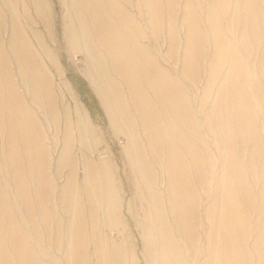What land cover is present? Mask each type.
<instances>
[{"label":"rangeland","instance_id":"374dc122","mask_svg":"<svg viewBox=\"0 0 264 264\" xmlns=\"http://www.w3.org/2000/svg\"><path fill=\"white\" fill-rule=\"evenodd\" d=\"M212 1L210 5L207 0H176L173 23L169 24V11L163 0L162 21L153 27L146 0H124V3L119 0L135 16L134 20L139 27L138 49L133 47L134 54L137 53L138 57L135 58L139 64L149 61L143 55H138L140 46L152 62L155 61L159 68L173 76L172 81L188 100L197 126V138L201 137L207 145L213 144L214 140L211 145L215 147L216 137L210 131L208 122L211 121V125L214 122L211 117L212 103L226 73L231 71L230 56L235 53L241 57L248 74L247 79L240 81L244 83L255 126L261 135L258 138L262 140L263 154L259 156L260 166L257 171V175L261 177L264 176V69L261 70L259 65L264 52V32L260 26L264 24V16L261 18L262 23L256 16L259 40L248 47L244 40L240 42L243 38L241 35L246 31V13L241 1L229 0L226 10L217 3L221 0ZM262 1L263 4L260 3L264 5V0ZM78 2L80 0H0V12L4 17V21L0 23L2 47L10 59L9 68L12 70L13 81L25 104L36 116L47 151L48 166L45 170L47 169L50 182L47 192L40 188L37 177L29 175L26 169L24 174L32 198L36 196L47 204L49 219L48 222L44 220L39 207L34 204V216L40 232L37 235L32 231V223L23 207L20 214L25 222L23 230L28 231L30 241L37 242L41 259L46 264H104L103 261L111 259L114 253L122 255L123 264H162L163 255L159 250V242L162 239L166 244L168 238L163 233L161 235L157 228L161 214L172 237L182 248L183 259L188 264H203L208 256L205 231L200 228L201 242H194L195 248L188 252L177 238L164 156V151L168 148L164 141H157L156 137L149 136L146 124L134 109L121 78L113 71L111 59L102 53V48L93 36L88 12L79 8ZM101 2L106 6L107 0ZM186 5L195 12L201 30L203 29L200 48L204 56L198 60V66L191 75L184 72L187 67H184L186 27L182 24V17ZM40 7L44 9L39 10L42 9ZM210 8L213 11L208 15ZM238 8L241 9L237 11ZM208 16L218 19L223 17L219 25L223 28L221 38L225 39L222 40L226 45L234 48L232 52L226 49L222 52L223 48L219 43L222 40L213 31L212 22L207 21ZM13 22L15 25L19 24L17 27L30 44L31 55H35L38 61L39 72L34 76L31 67L19 63L20 58L15 56L18 55L16 49H19V44L11 37ZM86 31L91 33L87 32L86 35ZM12 43L16 45L13 46ZM92 46L96 51H102V54L93 55L90 49ZM39 78L46 81V89L38 91L36 95L34 88ZM109 78L115 79L122 91L121 107L115 100L107 101L105 105L102 103L103 92L109 95L110 89L105 91L103 88V83H109ZM147 91V95L151 94L148 96L152 98L153 92ZM106 107L115 112V123H112ZM79 109L83 111L81 117L77 111ZM5 129L2 130L6 132ZM182 130L185 131L183 128ZM5 132L0 130V183L7 182L12 186V174L7 169L5 159L8 138ZM157 143L162 147L158 153L154 148ZM210 153L214 155V149ZM194 176L195 174L192 175V180L199 193V214L204 226L211 198L207 192L208 185H201ZM260 181L264 185V178ZM10 188L9 193L12 192L10 195L13 196V188ZM239 195L244 199L245 194ZM16 200L18 201L17 198ZM263 200L264 198L260 199V206ZM158 208L160 210L157 211ZM159 211L162 213L159 214ZM78 218L83 224L84 243L75 241L77 254H73L72 242L78 240L74 224ZM169 246L170 244L166 245V249L164 247L163 254L169 250ZM245 253L252 264H257L258 254L254 248H248ZM166 259L167 256H164V260Z\"/></svg>","mask_w":264,"mask_h":264},{"label":"bare ground","instance_id":"6f19581e","mask_svg":"<svg viewBox=\"0 0 264 264\" xmlns=\"http://www.w3.org/2000/svg\"><path fill=\"white\" fill-rule=\"evenodd\" d=\"M207 1L210 5L213 3L212 0ZM240 1L246 13V31L241 35L243 38L240 39V42L244 40L249 47L251 43L259 40L260 34L256 29V22L258 18L261 22V18L264 16V8L262 7L264 5H261L262 0ZM165 2L169 11V24H172L177 2L176 0H165ZM228 2L230 3L229 0L217 1L225 10ZM78 3L79 8L88 12L93 36L102 48L103 52H101L111 59L109 60L113 66V71L121 78L134 109L146 124L145 129L148 130L149 136L151 138L156 137L157 141L159 139L164 141L168 148L167 151H164V156L169 174L167 175L169 176L168 187L171 193V212L177 226L178 240L185 246L187 252L194 249V242H201L199 236L201 228L206 233L208 246V256L203 264H252V260L245 253L248 248H254L255 253L258 254L257 264H264V200L260 206V199L264 198V185H262L260 179H263L264 176L259 177L257 175L260 166L259 156L263 154V146L262 140L258 138L261 135L255 126L252 107L244 90V83L240 81L241 79H247L248 74L241 57L235 53L230 56L231 71L227 72L226 76L224 75V79L221 78L223 82L216 93L215 101L213 100L212 103L211 117L212 122H214L211 125V121L208 120V123L210 131L216 137H214L216 141L215 147H213L214 140L212 141L213 144L208 142L209 145H207L201 137L197 138V126L193 120L188 100L172 81L173 76L167 74L165 69L159 68L155 61L152 62L146 51H143L140 46V49L137 50L138 55H143L144 59L149 61L146 64H139V61L135 58L137 53L134 54L133 47H138L137 37L140 31L134 20L135 16H132L131 12L128 11L129 9L127 10L120 4L119 0H107L106 6L102 4L101 0H80ZM7 5L9 6V4ZM146 8L151 15V25L155 27L161 23L163 0H146ZM212 9L210 8L208 15L212 13ZM240 9L238 8L237 11ZM256 16H258L257 19ZM208 17L207 21L212 22L213 31L222 40L223 28L221 29L219 25L223 17L218 19L214 16L217 21H214V17ZM2 21H4V17L0 12V23ZM182 24L186 27L184 67L186 65L187 67L184 72L191 75V73L194 74L198 66V60L204 56L200 48L203 29L201 30L195 12L188 5H186V11L182 17ZM17 25L14 23L13 28L11 27L13 35L11 37H14L13 39L18 41L15 42L19 44V49H16L18 55L15 56L20 58L21 62L19 63L31 67L30 70H32L34 76L39 72L37 60L35 55H31L28 39L22 34V30H19ZM260 26L264 32V24H260ZM87 32L91 33V31H86V35ZM223 40L219 42L223 48L222 52H225L224 49L232 52L234 48L231 45H226ZM1 41L0 39V130L5 132L2 129L6 128L5 133L8 134L5 159L7 160V169L12 174V181L10 180L12 186L7 182L0 183V264H46L41 259L37 242L30 241L28 231L23 230L25 222L20 216L21 209L24 207L29 222L32 223V231L37 235L40 232L34 216V204L39 207L43 219L47 222L49 219L47 204L45 205L36 196L34 199L37 202H35L30 195L31 189L28 187L24 174L26 169L29 175L37 177L40 188L47 192L50 182L46 174L47 169L45 170L48 166L47 151L43 144L45 140H43L44 138L38 129L36 116L25 104L24 98L20 95L13 81L12 70L9 68L10 59L5 54ZM12 45L15 46L16 44L12 43ZM93 48L95 50V47H90L93 55L102 54L96 50L94 51ZM261 55L262 62L259 66L262 70L264 69V52ZM225 64L227 63L225 62ZM100 70L102 73L104 72L103 69ZM39 79L34 88L36 95L38 91L46 89V81L41 80L43 78ZM108 80L109 83L106 85L103 83L104 87L101 86V88H105V91L110 89L109 95L100 91L103 92V95H101L102 103L105 105L107 101L115 100V102H119L118 104L121 107L123 105L121 103L122 91L119 84L115 79L109 78ZM101 88L98 89L102 90ZM147 90L153 92L152 98L148 96L151 94L147 95ZM107 107V113L111 116L112 123H115L113 119L115 112H111ZM77 111L81 117L83 111L80 109ZM194 138L197 140L195 139V141ZM154 148L158 153L162 147L157 143ZM210 148L214 149L215 156L211 155ZM205 149L208 150L205 151ZM6 160L4 161L6 162ZM193 170L195 173H193ZM192 173L195 174L194 177L198 183L208 185V188L206 187L208 190H206L211 198L210 206L206 212V225L204 224V226L201 214H199V193L192 180ZM206 178L207 181H205ZM10 187L13 188V196L10 195L12 192L9 193ZM241 193L245 194L244 199L240 198L239 194ZM158 210L160 209L158 208ZM160 213L162 212L159 211ZM157 223L161 235L163 233L168 238L166 244L162 242V239L159 242V250L163 255L162 264H188L182 257L181 246L172 237L161 214ZM42 225L46 227L44 224ZM74 226V233L77 234L78 240L75 239L72 242L71 252L77 254L75 241L84 243L82 238L83 224L79 218ZM169 244V250L163 254L164 247ZM164 256H167L166 260H164ZM108 261L109 264L124 263V259L119 253H114ZM108 261H103V263L108 264Z\"/></svg>","mask_w":264,"mask_h":264}]
</instances>
